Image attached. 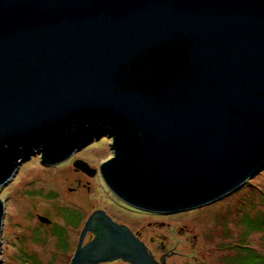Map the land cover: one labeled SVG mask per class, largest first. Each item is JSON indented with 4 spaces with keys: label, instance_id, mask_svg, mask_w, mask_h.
Here are the masks:
<instances>
[{
    "label": "water",
    "instance_id": "95a60500",
    "mask_svg": "<svg viewBox=\"0 0 264 264\" xmlns=\"http://www.w3.org/2000/svg\"><path fill=\"white\" fill-rule=\"evenodd\" d=\"M104 132V182L146 212L209 205L264 169V0H0V190L25 159L60 163ZM114 232L120 257L156 264Z\"/></svg>",
    "mask_w": 264,
    "mask_h": 264
},
{
    "label": "rangeland",
    "instance_id": "374dc122",
    "mask_svg": "<svg viewBox=\"0 0 264 264\" xmlns=\"http://www.w3.org/2000/svg\"><path fill=\"white\" fill-rule=\"evenodd\" d=\"M114 153L112 135L104 132L60 163L45 165L42 153L25 159L0 190L5 206L0 232L1 264H71L73 244L80 234V229L75 230L77 222L96 209L107 211L134 228L149 223L155 225V222L165 224L168 233L157 230L153 235L154 243H149L148 236V240H144L146 245L143 244L151 256L152 248H157L164 240L161 236L165 231L169 238L165 239V245L171 253L168 264H223L225 258L236 253V249H228L230 244L239 242L249 247L248 253L239 257V264H260L257 256L264 261V230L245 235L242 224L245 216L253 220L258 217L259 225L262 223L264 169L209 205L160 214L130 207L108 188L100 168L114 158ZM78 160L88 164L97 175L78 174L82 172L75 171L74 163ZM39 215L50 219L51 223H41ZM182 228L188 234H184Z\"/></svg>",
    "mask_w": 264,
    "mask_h": 264
},
{
    "label": "flooded vegetation",
    "instance_id": "af4514ba",
    "mask_svg": "<svg viewBox=\"0 0 264 264\" xmlns=\"http://www.w3.org/2000/svg\"><path fill=\"white\" fill-rule=\"evenodd\" d=\"M99 131V127L96 128ZM107 131L106 129H103ZM39 151L40 150H36ZM98 173V172H97ZM78 174H82L83 176H88L87 174L80 172ZM100 174V173H99ZM97 175V174H96ZM81 188V187H80ZM83 207V206H82ZM133 209V208H130ZM99 212H104L107 216L114 222L115 226H112L110 222L105 218L104 215L100 214ZM40 216V215H39ZM38 217V216H37ZM50 220V219H49ZM160 228H159V227ZM161 223L159 225H155L152 223L147 224L143 227H136L134 228L131 224L129 225L127 222L120 221L117 218L113 217L112 215L108 214L107 211L102 209L93 210L92 213L86 214V216L81 217V220H78L77 226L75 230L80 229V234L78 236V240L74 245V255L77 251H79V255H82L83 260H90V264L93 260H102L99 264H134L132 261L128 259H123L121 254L127 253L128 258H130L132 249L127 244L123 238L114 232V228L119 229L121 232L130 233L132 236V240H138L140 243H144L146 245V241L149 240L150 244L154 243L155 232L157 230H165L168 233V227ZM65 227V226H63ZM187 227V226H186ZM85 230L83 240L80 244V237L83 231ZM164 231L165 235L161 236L164 240L160 243V246L157 248L153 247V254L150 252V257H153L156 261V264H168V258L171 256V253L167 251V246L165 245V239H169L168 235L166 236V232ZM184 234H188V231H184ZM1 232V231H0ZM149 233V234H148ZM146 236V238L144 237ZM152 237V238H151ZM131 238V237H130ZM92 253H96L99 255L98 257ZM158 254L160 256H158ZM158 256V257H157ZM73 259V258H72ZM161 260V261H160ZM196 259L194 258V261ZM154 261V260H153Z\"/></svg>",
    "mask_w": 264,
    "mask_h": 264
},
{
    "label": "trees",
    "instance_id": "16d2710c",
    "mask_svg": "<svg viewBox=\"0 0 264 264\" xmlns=\"http://www.w3.org/2000/svg\"><path fill=\"white\" fill-rule=\"evenodd\" d=\"M81 140L82 139H79L78 141H76L72 145L73 146L79 145L81 143L80 142ZM248 220H250V223ZM260 220L262 223L259 225L258 217L254 218V220H253V219L249 218L248 216H245L242 219V221H243L242 224L244 225V228H245L244 234L246 235L249 232L251 233L253 231L258 232V231L264 230V217H262ZM253 222H255V224H253ZM242 236H243V234H242ZM244 239H245V237H244ZM240 241L242 242V240H240ZM228 249H236V253L232 257L225 258L223 260V264H239V257L242 255H245L249 251V247L247 245H244V244L242 245V243H240V242L236 243L234 245L230 244V247H228ZM257 258L260 260V264H264L262 257L257 256Z\"/></svg>",
    "mask_w": 264,
    "mask_h": 264
}]
</instances>
